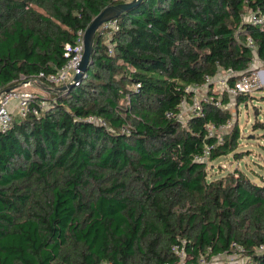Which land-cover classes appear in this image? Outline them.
<instances>
[{"label": "trees", "instance_id": "obj_1", "mask_svg": "<svg viewBox=\"0 0 264 264\" xmlns=\"http://www.w3.org/2000/svg\"><path fill=\"white\" fill-rule=\"evenodd\" d=\"M117 4L0 0V93L62 68L65 45ZM250 12L264 22V0H142L97 32L80 83L0 131V264H199L230 258L233 243L249 259L216 264H264L263 177L210 181L194 160L206 146L208 162L243 157L237 125L221 144L206 134L231 121L228 98L209 92L221 106L186 125L166 117L219 70L264 63Z\"/></svg>", "mask_w": 264, "mask_h": 264}, {"label": "built area", "instance_id": "obj_2", "mask_svg": "<svg viewBox=\"0 0 264 264\" xmlns=\"http://www.w3.org/2000/svg\"><path fill=\"white\" fill-rule=\"evenodd\" d=\"M118 4H125L130 2L131 0H113ZM246 20L251 24L255 25L260 32L264 31V22L263 18L258 16L257 13H249L247 15ZM116 28V24L114 20L109 21L102 25L100 29L103 30H114ZM83 33H79V37L76 40L74 45H65L64 47V57L67 58L66 64L57 70L54 73H40L35 80L23 81L21 82V86L13 89L7 93L0 94V131L5 132L10 127L13 118H25L28 115L38 116L44 107V103L39 101V97L31 92V86L35 84L37 86L39 83L46 84L51 88H59L67 85L70 80L74 77V75L78 72L77 67L80 63L81 56L83 53ZM247 46L255 50V46L252 40H247ZM258 59V58H257ZM254 62L250 63L249 68L246 73L238 75L232 70L223 71L224 76L221 78H207L206 83L202 86H205L208 90V95L202 98V100H195V89L199 87H194L192 92L194 93L193 98L191 99V105L189 108L190 114L187 118H183V111L185 105H188L190 102H186L185 100L181 101L179 106L177 107V113L174 116L171 113H167L166 117H174L176 121H178L182 125H186L190 118L203 117V105H206L210 102L214 104L215 107H220L221 102L220 99L217 101L213 100V97L209 96V92L213 93V89L216 86L218 88L219 94L218 96L225 95L228 99L233 98L236 99L239 96H247L256 92L258 90H262V87L259 83L258 75L264 73V71H260L259 73L250 72V66ZM238 75V76H237ZM236 77L232 81L231 84L228 81ZM264 88V87H263ZM93 120V119H92ZM230 126V122L226 125L215 126L213 124L206 125V134L209 138L216 139V145L222 143V138L220 136L221 132ZM214 148V146H206L200 155L194 157L196 162H205L209 158L210 151ZM236 249L240 250V247L237 244L233 243ZM260 253H264V246L260 247ZM182 253V252H181ZM178 255V254H177ZM182 260L183 254L180 256ZM200 264V263H199Z\"/></svg>", "mask_w": 264, "mask_h": 264}, {"label": "rangeland", "instance_id": "obj_3", "mask_svg": "<svg viewBox=\"0 0 264 264\" xmlns=\"http://www.w3.org/2000/svg\"><path fill=\"white\" fill-rule=\"evenodd\" d=\"M250 72L259 73L264 71V63L257 59L254 54V62L251 64ZM224 76V72L219 70L216 78ZM259 83L261 87H264V73L258 75ZM208 89L203 86L195 89V100H202L208 95ZM214 94H219L218 88L215 86L213 89ZM31 92L37 95L39 98H46L48 93L41 92L35 84L31 86ZM251 99L247 104H236L237 99H228L227 104H224L222 108L231 114L230 126L223 130L220 134L221 137L229 134L233 128L237 125L239 130L238 148L237 152H242L243 157L241 159H234L232 155L220 157L215 161L208 162V180L216 181L222 176L233 173L236 169L244 171L249 178L258 184L262 183L260 177L264 179V129L253 130L252 125L255 122L264 123V102L261 98H264V89L258 90L250 94ZM191 102L185 105L183 111V118H187L190 114ZM45 106V104H44ZM264 184V182H263ZM183 244V243H182ZM236 244V243H235ZM237 246H239L237 244ZM240 247V246H239ZM233 255L230 258L223 256L212 257L209 261L205 259L200 260V264H216L218 261L225 259L244 261L249 258L246 256L244 248L240 247V250L232 246ZM178 255H182L178 249H173ZM256 253H260V248L255 250ZM179 264H186L183 260Z\"/></svg>", "mask_w": 264, "mask_h": 264}, {"label": "water", "instance_id": "obj_4", "mask_svg": "<svg viewBox=\"0 0 264 264\" xmlns=\"http://www.w3.org/2000/svg\"><path fill=\"white\" fill-rule=\"evenodd\" d=\"M142 0H131L128 3L125 4H117L114 6H110L102 10L90 23V25L87 27V29L84 32L83 35V53L81 56L80 63L77 67V73L74 75V77L70 80V82L62 87L59 88H51L50 86L39 83L44 85L47 92L53 91V92H61L67 89L74 88L78 83H80L82 74L86 71L87 66L90 62L91 54L93 51V43L94 39L96 37L97 32L100 30L103 24L112 21L116 19L118 16H120L122 13L126 12L136 4L140 3ZM21 86V83L14 85L12 87L6 88L3 90L2 93H7L13 89H16Z\"/></svg>", "mask_w": 264, "mask_h": 264}, {"label": "crops", "instance_id": "obj_5", "mask_svg": "<svg viewBox=\"0 0 264 264\" xmlns=\"http://www.w3.org/2000/svg\"><path fill=\"white\" fill-rule=\"evenodd\" d=\"M38 89H40L41 90V92H43V93H48L47 92V90H46V88L44 87V85H42V84H38L37 86H36Z\"/></svg>", "mask_w": 264, "mask_h": 264}]
</instances>
